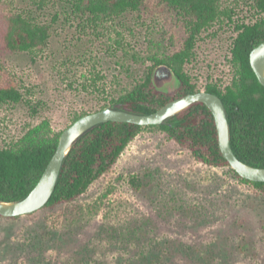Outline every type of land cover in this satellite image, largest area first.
<instances>
[{
    "label": "rangeland",
    "instance_id": "obj_1",
    "mask_svg": "<svg viewBox=\"0 0 264 264\" xmlns=\"http://www.w3.org/2000/svg\"><path fill=\"white\" fill-rule=\"evenodd\" d=\"M0 7L51 25L45 48L3 55L0 85H16L23 99L0 105V147L44 120L57 133L76 115L109 105L152 65L147 56L157 42L171 53L186 36L185 19L169 7L99 21L70 14L59 0H47L42 8L35 0H0ZM220 8L223 13L202 31L185 66L200 90L232 82L235 24L258 15L248 0H222ZM154 85L173 93L179 81L159 66ZM75 204L84 213L69 238L61 236L65 229L58 221L47 241L34 239L43 216L51 224L59 220L50 210L19 219L0 216V264H68L84 250L105 264L134 258L135 264H150L137 257L148 251L163 258L159 264H264V193L242 184L228 168L201 164L158 128L142 130ZM185 205L195 212L184 213L179 207Z\"/></svg>",
    "mask_w": 264,
    "mask_h": 264
},
{
    "label": "trees",
    "instance_id": "obj_2",
    "mask_svg": "<svg viewBox=\"0 0 264 264\" xmlns=\"http://www.w3.org/2000/svg\"><path fill=\"white\" fill-rule=\"evenodd\" d=\"M46 1L35 0L40 8ZM59 1L65 4L70 14L87 17L92 21L115 17L127 11H153L163 7L178 11L186 21V36L180 47L174 52L166 53L157 42L153 52L147 56L152 65L147 67L142 77L129 90L112 99L110 104L103 108L113 107L150 114L173 99L200 91L186 72L185 66L195 57L194 49L202 31L223 13L220 8L222 0ZM248 1L258 15L251 23L243 21L235 24L236 36L230 49V61L235 76L224 89H220L215 83H208L205 90L219 95L224 103L230 145L234 154L248 164L264 167V86L258 81L250 64L251 50L264 41V0ZM50 36L51 25L39 23L21 13L0 7V78L5 72L4 53L43 49L47 46ZM159 66L167 67L178 79L179 86L173 93L160 91L154 85V72ZM22 99L23 94L16 85H0V105L20 102ZM80 116L82 115H76L73 121ZM149 128L161 130L169 139L188 149L201 164L228 168L242 184L264 193V182L243 178L230 166L220 150L217 127L211 110L202 102H194L160 125L142 126L108 121L92 127L80 136L63 161L52 197L43 208L36 211L56 212L59 220H53L54 224H51L49 218L43 216L45 219L34 229V239L47 241L53 227H58V221L59 227L65 229L62 237L69 238L75 234L84 213V209L76 206L75 202L95 181L115 166L136 136ZM61 132L53 133L49 121L44 120L30 128L16 142L0 147V200L15 201L28 195L54 154ZM139 181L137 178L132 180L137 185H140ZM179 208L186 214L195 212L194 206L185 205ZM0 216L7 219L22 217ZM262 229L264 230V224ZM137 257L143 262L150 261V264H159L163 259L149 251L138 253ZM106 261L97 253L84 250L73 254L68 264H105ZM135 261L137 259L134 258L129 263L135 264Z\"/></svg>",
    "mask_w": 264,
    "mask_h": 264
},
{
    "label": "water",
    "instance_id": "obj_3",
    "mask_svg": "<svg viewBox=\"0 0 264 264\" xmlns=\"http://www.w3.org/2000/svg\"><path fill=\"white\" fill-rule=\"evenodd\" d=\"M250 64L258 81L264 86V41L251 50ZM194 102H202L211 110L217 127L220 150L230 166L243 178L264 182V167L248 164L234 154L230 145L226 110L221 97L215 93L200 90L173 99L150 114L105 107L80 116L62 130L54 154L28 195L15 201L0 200V215L5 217L23 216L43 208L52 197L63 161L72 145L92 127L108 121L128 122L142 126L160 125Z\"/></svg>",
    "mask_w": 264,
    "mask_h": 264
},
{
    "label": "built area",
    "instance_id": "obj_4",
    "mask_svg": "<svg viewBox=\"0 0 264 264\" xmlns=\"http://www.w3.org/2000/svg\"><path fill=\"white\" fill-rule=\"evenodd\" d=\"M216 84V83H215ZM218 85V84H217Z\"/></svg>",
    "mask_w": 264,
    "mask_h": 264
}]
</instances>
